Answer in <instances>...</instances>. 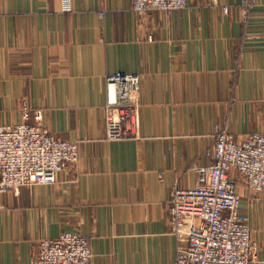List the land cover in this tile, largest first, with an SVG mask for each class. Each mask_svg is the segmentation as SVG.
Masks as SVG:
<instances>
[{"label":"crops","instance_id":"obj_1","mask_svg":"<svg viewBox=\"0 0 264 264\" xmlns=\"http://www.w3.org/2000/svg\"><path fill=\"white\" fill-rule=\"evenodd\" d=\"M242 1L139 15L133 0H0V124L27 104L28 122L42 112L80 156L55 183L0 194V264H34L39 241L67 230L88 237L91 264L174 263L172 189L212 165L218 127L264 132V0L249 12ZM123 73L141 76V137L111 141L107 77ZM251 197L264 264V191Z\"/></svg>","mask_w":264,"mask_h":264},{"label":"built area","instance_id":"obj_2","mask_svg":"<svg viewBox=\"0 0 264 264\" xmlns=\"http://www.w3.org/2000/svg\"><path fill=\"white\" fill-rule=\"evenodd\" d=\"M66 10L72 0H63ZM188 0H133L139 15L186 8ZM258 0H243L249 12ZM228 12V7H225ZM245 12V14H247ZM141 76L107 77L105 105L108 140L141 137ZM23 120L0 124V194L18 193L25 185L51 184L60 172L79 160V143L63 139L41 123ZM194 187L175 186L169 200V222L177 238L173 264H261L252 238L250 217L242 210L239 180L254 192L264 191V132L237 138L227 126L218 127L212 165L197 168ZM93 251L82 232L67 230L56 238L41 239L34 264H91Z\"/></svg>","mask_w":264,"mask_h":264},{"label":"rangeland","instance_id":"obj_3","mask_svg":"<svg viewBox=\"0 0 264 264\" xmlns=\"http://www.w3.org/2000/svg\"><path fill=\"white\" fill-rule=\"evenodd\" d=\"M239 190H240V192L242 193V210H243V196H244V191L246 190V191H250L251 192V194H252V199L254 198V197H257V196H259L262 192H254V191H252L251 189H249V188H247L246 187V185L243 183V181L241 180H239ZM244 212V211H243ZM247 214V213H246Z\"/></svg>","mask_w":264,"mask_h":264}]
</instances>
